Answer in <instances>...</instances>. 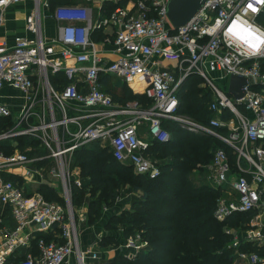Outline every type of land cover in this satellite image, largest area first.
<instances>
[{
	"label": "built area",
	"instance_id": "built-area-1",
	"mask_svg": "<svg viewBox=\"0 0 264 264\" xmlns=\"http://www.w3.org/2000/svg\"><path fill=\"white\" fill-rule=\"evenodd\" d=\"M23 1L0 0V28L6 8ZM108 1L117 4L120 0ZM168 1L129 0L101 18L85 5L51 8L50 0H33L25 18L28 35L15 36L12 44L0 37V94L5 89L20 94L15 97L20 99L17 103L3 102L0 95V117L13 115L12 125L0 128V205L15 223L13 229H0V264L32 240L37 254L29 251L12 264H111L97 251L79 247L71 201L73 187H80L81 182L70 169V160L79 147L97 142L109 147L117 162L154 178L159 167L147 150L154 141L169 140L163 121H172L192 134L213 136L232 150L235 169L221 148L214 151L207 168L210 184L228 188L234 195L218 198L216 219L262 205L264 27L258 18L264 15V0H205L194 17L177 29L166 16ZM41 8L48 9L55 22L52 38L43 35ZM234 24L254 33L255 48L239 40L232 30ZM104 27H110V33L95 41L93 34ZM190 74L200 76L211 90V111L228 109L234 117L225 121L213 117L201 124L179 114L178 90ZM104 75L120 79L149 104L115 102L102 90ZM231 75L247 80L243 97L234 102L227 94ZM216 80L224 84L223 89ZM144 124L146 139L138 132ZM218 127H225L228 135L217 134ZM18 138H29L33 144L24 151L14 144L6 152L4 144ZM30 152L35 154L33 159ZM44 169L61 183L62 203L48 201L27 188ZM10 175L21 184L9 180ZM248 226L242 239L262 245L264 225L255 218ZM135 238L127 240L126 248L138 250L146 244L138 243V234ZM242 239L234 238L231 246L236 248ZM237 257L247 264H264V258L255 253L237 252Z\"/></svg>",
	"mask_w": 264,
	"mask_h": 264
},
{
	"label": "trees",
	"instance_id": "trees-1",
	"mask_svg": "<svg viewBox=\"0 0 264 264\" xmlns=\"http://www.w3.org/2000/svg\"><path fill=\"white\" fill-rule=\"evenodd\" d=\"M128 1L120 0L111 5L106 3V13L117 6H124ZM68 3L71 2L50 0L51 8ZM258 20L262 21L261 25L264 26V15ZM103 37V30L100 29L92 38L98 41ZM261 66L264 68V60L261 61ZM101 83L102 90L109 93L120 105L129 101H137L142 106L149 104L143 95L133 93L120 79L104 75L101 77ZM203 83V79L197 74L188 75L178 90V113L201 124H208L214 116V112L209 108L212 93ZM239 111L243 109L239 108ZM222 113L221 118L224 121L234 117L228 109H223ZM12 123L11 118L0 117L1 129L9 128ZM163 126L170 133L169 140L162 143L154 141L147 150L151 160L157 161L159 167V174L154 178L136 173L132 166L117 162L109 147L100 148L97 142L79 147L74 152L73 164L81 169L82 176L87 180L82 186L72 189V203L81 204L88 188L102 187L103 193H100L98 198L88 199L89 220L96 221L102 216L103 205H114L118 195L115 192L122 188L127 189L129 196L124 203L128 202L131 210L110 216L107 225L116 227L121 224L125 236L138 234L146 243L132 252V258L122 254L108 261L111 264H232L237 252L255 253L264 258V243L257 245L241 240L236 248L231 246V230L248 228L255 210L235 213L222 221L216 219L214 211L223 187L196 184L191 177V172L195 169L207 170L213 153L218 148L225 151L232 169H235L232 150L213 136L186 132L172 121H163ZM216 131L227 134L225 127H218ZM14 140H19L18 147L23 143L33 144L29 138ZM7 144L9 141L6 143L9 148ZM8 179L21 184V180L16 176L10 175ZM41 192L48 201L62 203L54 194V190L43 186ZM262 198L264 200V191ZM1 210L0 205V213ZM2 213L9 215L6 210H2ZM45 237L51 238L47 235ZM105 242L115 244L112 237H107L100 243L105 245ZM23 258L22 254L12 256L6 264Z\"/></svg>",
	"mask_w": 264,
	"mask_h": 264
},
{
	"label": "crops",
	"instance_id": "crops-1",
	"mask_svg": "<svg viewBox=\"0 0 264 264\" xmlns=\"http://www.w3.org/2000/svg\"><path fill=\"white\" fill-rule=\"evenodd\" d=\"M69 1L71 3H74V4L85 5L91 9H93L95 11V13L99 12L101 18H102V16H106L107 14L110 13V12L106 13L105 4L106 3H107V5L113 4L112 2H109L108 0H96L97 3H95L94 5H90L89 3H91V2H89V0H87L88 2L85 1L86 3L82 2V0H69ZM32 7H33V0H24L22 3H20L18 5L8 6L6 8L5 14H4L3 24H5V26L2 25V27L0 28V37L4 38L9 44H12L15 36L28 35V32L26 31V28H25V18L31 12ZM48 14H49L48 9L41 8V20H42L43 35L45 36V38H52L56 34L55 22L53 19L50 18V16H48ZM12 19H14V20L12 21ZM15 20L19 21L18 22L19 25L22 26L21 30H19V28L21 26H18L14 30V25L16 24ZM6 24H8L9 27H8V25L6 26ZM102 30L104 33V37L108 33H110V31H111L110 27H104V28H102ZM7 94L12 95L13 99H15V97L20 96V94L18 92L10 90V89H5L4 91H2V93L0 95H7ZM16 99L18 100V102L20 101L19 98H16ZM1 100L3 102H5L4 98H1ZM11 103H17V102H11ZM145 130H146L145 124L142 125L138 130L139 136L141 138H144V139H146ZM12 143L13 142H11L7 145L13 146ZM4 146H6V144H4ZM49 164L51 166H53L52 163H49ZM69 165H70V169H72V172H74L76 174V178L80 180L81 186H82L83 182H85L87 180V178L82 176L81 169L78 166H75L73 164V156L70 160ZM36 167L39 168L41 166L36 165ZM44 170L41 171V174L38 171L39 175L35 176L36 182L27 185V188L31 189V190L38 191L41 194H43L41 192L42 187L43 186L48 187L49 189L54 190V194L56 195V197L59 200L63 201L62 187H61V183L59 182L58 178H56L54 180L55 177L52 178V176L49 173H47V170H45V171ZM193 172L202 174V176L199 177L198 181H195V179L193 178V180L196 182V184H197V182H199V184H202V183L210 184V182L208 180L209 174H208L207 170L201 171V170L195 169V170H193ZM57 185H59V186H57ZM74 187H76V186H74ZM121 195L118 198H115L113 210H109V212L106 211L107 214L104 212L105 216H101L98 220H96V221L94 220L92 222H90V220H89V207H88V200L86 198V195H85V198L81 204L74 205L72 203V210H73L76 225H77L79 247L82 250L93 249V250L97 251L99 253L101 259H103V260H112V259L116 258L118 255L124 254L128 250V248H126V243L130 237H128L126 239L123 236L124 228L121 224L116 225L117 231L114 230L113 232H111V230H107V229H109V226L107 224L109 223L110 216H112V215L117 216L125 210H131L130 204H128L129 206L128 205H122V203H121L122 196ZM43 196H44V194H43ZM57 202H59V201H57ZM59 203H61V202H59ZM104 207H105V205H103V208ZM0 217L2 219V223H0V229H2L3 227L13 229L15 223H14V221L10 215H4V213H2V210H1ZM255 218H256V222L259 221L261 224L264 225V202L262 203V205H260L255 210V215L252 219H255ZM232 230H234V229H232ZM39 234L40 233H35V235H37V236ZM107 237L108 238L112 237L113 242H115V244H113L111 242H109V243L105 242L107 244L102 245L100 243L101 240L104 241ZM34 245H35L34 240H32L30 242L29 246L19 248L17 250V255L19 256L22 254L23 256H25V254L29 251L32 252L33 254H37V250H36V247ZM235 259L236 260H234L232 264H247L245 261L240 260L238 257H236Z\"/></svg>",
	"mask_w": 264,
	"mask_h": 264
},
{
	"label": "rangeland",
	"instance_id": "rangeland-1",
	"mask_svg": "<svg viewBox=\"0 0 264 264\" xmlns=\"http://www.w3.org/2000/svg\"><path fill=\"white\" fill-rule=\"evenodd\" d=\"M88 2L87 0H82V2ZM85 2V3H86ZM89 2H91V3H89L90 5H94L95 3H97V1L95 0H89ZM14 19H12V21H13ZM15 22H16V24L14 25V30L18 27V26H21V25H19V21L18 20H15ZM258 23L259 24H262V21H260V20H258ZM4 26H5V24H3ZM8 24H6V26H7ZM263 26V25H262ZM8 27H9V25H8ZM11 27V26H10ZM264 27V26H263ZM21 28H22V26L19 28V30H21ZM164 65H166V64H164ZM262 73L264 74V68H262ZM216 84H217V86L218 87H220V88H224V84L221 82V81H219V80H216V82H215ZM4 97V99H5V102H7V103H11V102H18V100L17 99H13V97H12V95H10V94H7V95H3ZM231 98V100L234 102L235 100H234V98L233 97H230ZM238 110H239V108H238ZM16 112H14L13 114H15ZM223 115V113L222 112H218V113H214V116L213 117H217L219 120H221V121H224L222 118H221V116ZM234 116V115H233ZM9 118H13V115L11 114L10 116H8ZM216 133L217 134H219V135H221V133L220 132H217L216 131ZM223 135V134H222ZM221 135V136H222ZM228 134H226V135H223V136H227ZM25 139H28V138H25ZM13 142H16V143H12L13 144V147L11 146V145H9L10 147L9 148H7V149H5L6 151H8V152H10L13 148H14V144L18 147L19 145H20V142H19V140H15V141H13ZM27 145H28V143H23V144H21V147H18L21 151H24L25 149H26V147H27ZM99 147L100 148H104V145L103 146H100L99 145ZM10 149V150H9ZM29 158L30 159H33L34 158V156H35V154L34 153H32V152H30L29 154ZM200 176H202V174L201 173H196V172H191V177L192 178H194L195 179V181H198L199 180V177ZM230 175L228 174V177H229ZM56 178H54V180H55ZM196 183V182H195ZM197 184H199V182H197ZM57 186H59V185H57ZM97 188V187H96ZM225 188V187H224ZM102 189V187L99 189V188H97V189H92V188H88L86 191H85V195H86V198H87V200L89 199V198H91V197H99L101 194L100 193H103V191L101 190ZM102 191V192H101ZM122 195H121V194ZM100 194V195H99ZM115 194H118L115 198H118L120 195L122 196V200H121V203H122V205H128L129 203L128 202H125L124 203V201L127 199V197L129 196V193L127 192V189H125V188H122V189H120V190H118L117 192H115ZM120 194V195H119ZM123 194H125V195H123ZM221 197H225L226 199H231V198H233L234 197V195L232 194V195H230L229 194V190H228V188H225V190L224 189H222V192H221V195H220ZM261 199H262V201L264 202V200H263V198H262V196H261ZM104 202V201H103ZM111 204V203H110ZM110 204H107L106 203V206L102 209V216H105V213H106V211L107 212H109V210H113V205H111L110 206ZM113 204V203H112ZM109 205V206H108ZM129 206V205H128ZM256 210V209H255ZM105 212V213H104ZM104 214V215H103ZM107 214V213H106ZM249 227V226H248ZM107 230H111V232H113L114 230H116L117 231V227H109V229H107ZM246 230H247V228L246 229H244V230H241V229H234V230H232L233 232H232V234H233V238L232 239H234V238H238V239H242L243 237H244V234H245V232H246ZM110 232V231H109ZM116 233V232H115ZM123 236L127 239L128 237H132L133 239H136L135 237L136 236H134V235H128V236H125L124 235V233H123ZM144 241H142L141 239H139V241H138V243H143ZM134 250H132V249H128L125 253H124V256H128L129 255V258H132L133 257V254H132V252H133ZM236 260V259H235Z\"/></svg>",
	"mask_w": 264,
	"mask_h": 264
},
{
	"label": "water",
	"instance_id": "water-1",
	"mask_svg": "<svg viewBox=\"0 0 264 264\" xmlns=\"http://www.w3.org/2000/svg\"><path fill=\"white\" fill-rule=\"evenodd\" d=\"M204 3L205 0H169L166 7V16L173 29L185 25L202 8ZM246 84V78L231 75L228 80L227 94L234 99L242 98L244 95L243 87Z\"/></svg>",
	"mask_w": 264,
	"mask_h": 264
},
{
	"label": "bare ground",
	"instance_id": "bare-ground-1",
	"mask_svg": "<svg viewBox=\"0 0 264 264\" xmlns=\"http://www.w3.org/2000/svg\"><path fill=\"white\" fill-rule=\"evenodd\" d=\"M233 33L237 35L240 41H245L249 46L255 48L256 40L253 38L254 33H247L243 30L242 26L240 24H234L232 26Z\"/></svg>",
	"mask_w": 264,
	"mask_h": 264
}]
</instances>
